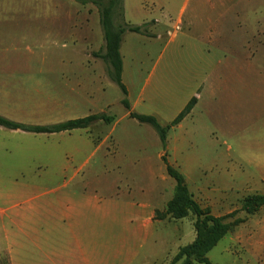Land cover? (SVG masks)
Returning <instances> with one entry per match:
<instances>
[{"label": "rangeland", "instance_id": "374dc122", "mask_svg": "<svg viewBox=\"0 0 264 264\" xmlns=\"http://www.w3.org/2000/svg\"><path fill=\"white\" fill-rule=\"evenodd\" d=\"M32 2L35 0H0V115L23 124L50 125L70 120V115L79 116L103 109L104 113L98 115L113 117L114 121H97L89 127L95 139L106 138L107 143L97 151L86 152L75 164L77 169L82 167L81 176L90 175L85 186L80 180L69 183L63 179L55 182L45 179L59 169L54 166L55 160L63 158L65 153L54 154L47 149L46 145L52 143L54 135L38 136L0 127V172L3 168L12 176L11 183L1 185L14 190L24 188L29 197L47 194L45 198L50 199L58 187H62V192L89 193L93 197V207L100 205L109 210V264H161L166 261L164 257L173 258L179 247L194 241L195 217L190 214L182 220L167 218L148 230L142 225L143 216L138 207L129 205L141 203L144 194L148 196L146 192L154 186L149 175L152 171L157 176V197L151 195V205H157L156 212H164L174 194L175 181L158 157V153L164 150L158 134L150 125L127 117L128 110L122 100L126 98L133 102L138 97L144 79L161 53V45L154 41L148 45L142 38L134 36L129 37L131 45L128 43V48L129 38L126 40L124 63L128 70L125 80L130 88V96L126 97L116 82L119 76L116 61L111 60L105 49L100 8L76 0H52L44 6ZM104 5L107 6V1ZM146 9L153 11L150 4ZM132 11L138 19L147 15L136 5ZM124 23L117 2L110 15V27L117 29ZM253 43L264 47V38L258 37ZM218 57L212 56L214 59ZM260 57L264 64V53L256 54L246 94L238 86L232 88L236 98L231 96L228 101L226 95L222 101L218 99L216 103L206 104L202 110L195 107L184 119V126L173 128L168 135L167 142L179 148L177 154L173 151L169 154L176 155V168L184 171L194 199L217 217L234 213L228 222L240 221L207 254L212 264H264V206L251 215L243 211L245 198L264 195V69L259 60L255 61ZM43 61L50 64L70 62L74 66L99 64L103 69L99 73H105L110 81L108 88L67 112V105L63 109L61 100L64 91L55 94L63 86H38L36 81L23 79L19 75L21 72L10 70L16 64ZM7 63L12 65H5ZM167 87L173 88V94H177L175 90L179 87ZM197 93L203 92L198 90ZM144 107L148 108V105L144 104ZM149 108L158 113L160 118L157 120L161 125L170 123V116L163 115V103L153 108L149 105ZM98 123L102 124V129L97 128ZM115 138H119L124 146L119 152L114 148ZM55 140L62 145L60 135ZM21 157L27 160L26 164L15 166L13 158ZM31 158L34 159L31 161ZM118 163H121L120 168ZM4 208L0 204V209ZM0 257L5 258L3 254Z\"/></svg>", "mask_w": 264, "mask_h": 264}, {"label": "crops", "instance_id": "0c3cea01", "mask_svg": "<svg viewBox=\"0 0 264 264\" xmlns=\"http://www.w3.org/2000/svg\"><path fill=\"white\" fill-rule=\"evenodd\" d=\"M50 1L52 0H35L32 3L44 6ZM147 4L153 7V11L146 9ZM135 5L138 10L147 12L142 19L133 14L132 8ZM123 15L125 23L143 27L140 34L125 33L121 44L122 82L127 89V96H130V88L125 80L128 69L124 63V48L127 49L128 43L130 44L129 37L142 38L148 45L154 41L162 48L148 77L144 79L138 97L133 102L129 101L132 112L158 119V113L152 111L149 105L153 108L158 103H163V115L170 116L168 122L171 123L193 98L196 99L195 107L202 110L206 104L216 103L218 99L222 101L223 96L227 95L228 101L231 96L236 98L232 88L239 86L246 94L247 86L251 84L254 57L264 53V47L254 46L253 43L258 37L264 38V0H138L136 3L123 0ZM60 28L61 16L58 17L59 31ZM68 31L69 36L70 27ZM59 55L57 50V56ZM212 56L219 57L214 59ZM256 60H259V65L264 69L263 59L260 57ZM135 65L140 69L139 65ZM11 67L10 70L21 72L19 75L23 79L36 81L38 86H63L55 94L60 95L61 90L64 91L61 100L63 109L67 105V112L75 110L85 99H91L106 90L110 82L105 73H99L103 71L102 66L95 63L74 66L70 62L50 64L43 61ZM167 86L179 87L175 90L177 94L174 95V89ZM198 90L203 93L198 94ZM172 96L176 98L173 99ZM208 101L210 102L207 103ZM138 108L141 109L140 112L136 111ZM100 110L79 116L70 115L68 118L72 120L104 113L103 109ZM126 116L130 117V112ZM101 125L96 124L97 128L102 129ZM183 126L184 120L174 129H181ZM52 135V143L46 145L47 149L54 151V154L59 151L65 153L63 158L55 160L54 166L59 169L45 179L52 182L63 179L69 183L80 180L85 186L90 181V175L81 176L82 167L77 169L75 164L86 152H94L105 146L106 138L98 141L90 128ZM59 135L62 145L59 140L54 141ZM65 135L69 136L66 138ZM158 141L161 143L160 138ZM167 145L168 150L166 147L163 152L158 153V157L163 162L165 156L169 164L176 168L175 154L179 148L176 144ZM122 147L121 140L115 138L114 148L119 152ZM169 151L175 153L172 155L174 158ZM13 160L17 167L24 166L27 161L23 157ZM120 164H117L118 168ZM2 170L0 204L5 208L0 209V255L7 254L11 264H109L107 208L100 205L93 207V197L85 191L62 192V187L54 189L52 199L45 198L47 194L29 197L24 188L14 190L2 186L1 184L12 182L8 170ZM181 173L184 175V171ZM149 175L154 186L146 192L148 196L144 194V199L139 204H129L133 208L135 205L138 207L143 216L142 225L148 230L162 222L155 219L157 205H151V195L157 197V176L152 171ZM162 178L166 177L162 175ZM164 258L168 261L172 256Z\"/></svg>", "mask_w": 264, "mask_h": 264}, {"label": "trees", "instance_id": "16d2710c", "mask_svg": "<svg viewBox=\"0 0 264 264\" xmlns=\"http://www.w3.org/2000/svg\"><path fill=\"white\" fill-rule=\"evenodd\" d=\"M81 4L92 3L102 11L101 22L105 29L104 41L105 49L111 60L116 61L115 66L118 71L116 78L117 84L120 86L122 93L127 97L128 92L122 82L123 62L121 56V44L123 36L127 32L140 34L143 32L142 26H133L124 23L117 29L110 27V15L117 2L120 3L123 12V0H76ZM107 1V6H105ZM196 99L193 98L183 111L169 124L161 125L153 116L139 115L131 111V105L125 98L123 105L130 112V117L142 124H148L158 134L164 150L167 147L169 132L178 126L195 107ZM97 121L111 123L113 117H107L104 114L91 115L84 118L67 120L61 123L52 125H28L19 122H14L0 115V127L11 131H22L31 134H58L62 132H71L77 129H87ZM163 162L166 166L167 174L175 181L174 194L168 202L164 212H156V220H165L171 218L174 220H182L190 214L194 215V230L196 237L193 242L179 248L178 252L171 259L169 264H193L195 262L203 264H212L207 254L218 245V243L238 225L240 221L228 222V219L235 216L230 214L224 217H217L212 214L209 208H202L191 194L185 176L175 167L169 164L167 158L163 157ZM264 206V195L249 196L243 201V211L248 215L254 214ZM4 255V260L0 257V264H11L7 254Z\"/></svg>", "mask_w": 264, "mask_h": 264}, {"label": "built area", "instance_id": "2783aa9c", "mask_svg": "<svg viewBox=\"0 0 264 264\" xmlns=\"http://www.w3.org/2000/svg\"><path fill=\"white\" fill-rule=\"evenodd\" d=\"M179 29V28H178Z\"/></svg>", "mask_w": 264, "mask_h": 264}]
</instances>
